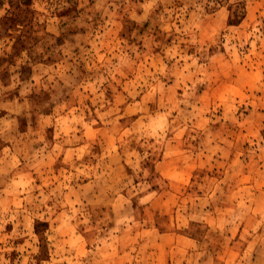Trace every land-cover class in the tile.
Wrapping results in <instances>:
<instances>
[{"label":"rangeland","instance_id":"1","mask_svg":"<svg viewBox=\"0 0 264 264\" xmlns=\"http://www.w3.org/2000/svg\"><path fill=\"white\" fill-rule=\"evenodd\" d=\"M0 264H264V0H0Z\"/></svg>","mask_w":264,"mask_h":264}]
</instances>
